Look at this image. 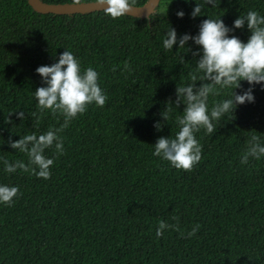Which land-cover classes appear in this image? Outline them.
I'll list each match as a JSON object with an SVG mask.
<instances>
[{
    "label": "trees",
    "instance_id": "1",
    "mask_svg": "<svg viewBox=\"0 0 264 264\" xmlns=\"http://www.w3.org/2000/svg\"><path fill=\"white\" fill-rule=\"evenodd\" d=\"M196 2L205 15L190 17L195 0H161L150 18L113 19L103 11L43 14L28 0H0V160L27 163L9 138L39 135L64 122L62 115L37 108L34 90L43 85L37 66L71 51L82 70L97 71L106 95L103 107L88 105L58 133L63 154L54 146L45 149L53 159L47 180L20 169L5 173L0 163V183L18 187L13 203L0 204V264H264V158L247 164L239 159L250 134L264 138V90L258 84L254 102L221 117L213 134H195L201 159L191 170L152 155L159 136L178 131L175 116L183 104L169 106L161 130L153 122L175 99L176 85L195 73L192 52L199 47L189 40L187 51L174 45L165 52L169 27L179 37L196 34L207 15H222L228 26L249 10L264 15V0ZM180 9L182 18L176 16ZM229 35L246 41L250 32L245 26ZM241 85L237 93L248 87ZM229 94L210 95L209 107ZM16 111H24L25 120ZM161 220L171 227L157 237Z\"/></svg>",
    "mask_w": 264,
    "mask_h": 264
},
{
    "label": "clouds",
    "instance_id": "2",
    "mask_svg": "<svg viewBox=\"0 0 264 264\" xmlns=\"http://www.w3.org/2000/svg\"><path fill=\"white\" fill-rule=\"evenodd\" d=\"M79 3L80 0H74ZM135 0H94V4L104 6L105 15L119 18L130 12ZM189 0H185L188 3ZM203 4L215 5V0H203ZM182 9L176 11V16H184ZM152 15L147 12V17ZM191 18L205 15L202 4L195 0L194 7L189 13ZM207 15V14H206ZM222 16V15H221ZM221 16L210 18L207 15L198 26L196 34L183 33L179 37L175 28L169 27L163 39L162 48L165 52L186 47L191 40L199 46L193 50L195 59V73L190 74L189 81L176 85L175 99L166 101L160 112L161 119L153 122L157 131L168 124L171 108H179L183 104L182 115L175 116L178 131L174 136H159L153 144V156L166 160L176 169L191 170L201 159V145L196 133L201 129L206 134L215 132V122L232 112L245 102H254L253 86L259 85L264 90V15L256 10H249L238 15L231 26L226 25ZM247 27L250 32L246 41L235 35H229L235 29ZM184 57L179 55L178 63H183ZM43 82L42 86L34 90L37 108L43 112L50 111L60 114L64 122L60 128L49 129L36 135L35 133L19 136L18 139L9 138L7 143L12 149L26 153L27 163L23 160L9 162L0 160L5 173H14L17 169L29 172L39 178L47 180L50 177V166L53 159L44 155L47 148L53 147L57 154H63V141L58 133L67 127L70 120L85 112L88 105L95 104L103 107L106 95L98 84V73L92 68L81 69L80 61L71 51L64 50L55 62L40 65L35 68ZM200 83L197 84L196 82ZM241 81L248 87L237 93L241 88ZM229 89L227 98L221 99L211 107L208 105L209 96H216L223 90ZM19 120H25L24 111H16ZM264 158V138L252 133L249 135L246 148L239 159L241 164H247L249 159ZM18 187L0 183V204L10 205L17 196ZM171 227L161 220L156 227V236L163 234V230ZM196 224L188 235H194L199 228Z\"/></svg>",
    "mask_w": 264,
    "mask_h": 264
},
{
    "label": "water",
    "instance_id": "3",
    "mask_svg": "<svg viewBox=\"0 0 264 264\" xmlns=\"http://www.w3.org/2000/svg\"><path fill=\"white\" fill-rule=\"evenodd\" d=\"M161 0H147L143 5H133L132 9L127 15H131L139 18L147 17V12L151 11L154 14L160 4ZM32 8L43 14H86L91 12L103 11L104 6L94 4V1L79 2V3H47L43 0H28Z\"/></svg>",
    "mask_w": 264,
    "mask_h": 264
}]
</instances>
